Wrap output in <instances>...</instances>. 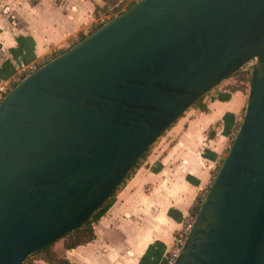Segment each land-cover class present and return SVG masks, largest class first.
Returning a JSON list of instances; mask_svg holds the SVG:
<instances>
[{
	"label": "water",
	"instance_id": "obj_1",
	"mask_svg": "<svg viewBox=\"0 0 264 264\" xmlns=\"http://www.w3.org/2000/svg\"><path fill=\"white\" fill-rule=\"evenodd\" d=\"M250 64L242 118L173 264H264V0H138L0 103V264L76 230Z\"/></svg>",
	"mask_w": 264,
	"mask_h": 264
},
{
	"label": "crops",
	"instance_id": "obj_2",
	"mask_svg": "<svg viewBox=\"0 0 264 264\" xmlns=\"http://www.w3.org/2000/svg\"><path fill=\"white\" fill-rule=\"evenodd\" d=\"M86 2L58 9L38 1L17 11L19 25L0 15V79L74 37L91 13ZM245 97L241 91H222L206 103V112H184L118 186L112 205L92 225L94 239L69 250L61 247V257L52 250L54 255L67 264H163L174 232L210 185V168L236 126Z\"/></svg>",
	"mask_w": 264,
	"mask_h": 264
},
{
	"label": "rangeland",
	"instance_id": "obj_3",
	"mask_svg": "<svg viewBox=\"0 0 264 264\" xmlns=\"http://www.w3.org/2000/svg\"><path fill=\"white\" fill-rule=\"evenodd\" d=\"M38 1H42L43 3H45L46 8L50 7V8L59 9L62 6L65 7L66 5H76V0H70V2L69 0H0V15L3 16L5 19H6V16H8L7 19L9 20V22L14 21L18 23L19 25L20 22H22V18L19 15V13H17V11L23 10V8L27 10L29 5L35 4ZM86 1H87L86 6L89 8L88 13L89 12L91 13L89 14L87 22L83 24L80 31L74 37L70 38L67 42H65L64 44L60 46H56V47H50L45 55L39 57L36 60H39L44 56L54 57L55 55H58V53H62L68 50L69 48L77 44L82 36H87V34L92 33L97 27H99L103 23L104 24L107 23L110 19L116 17L118 13L122 12L131 3H135L138 0H86ZM7 9L11 11H7ZM68 10L69 8L63 9V11L65 12H68ZM235 78L236 76L228 78L227 80L220 83L216 88L208 92L205 96L202 97V101H201L202 104L206 105V103L209 100L215 99L218 96V94H220L222 91L230 92L227 88H230L231 86L235 85L234 84ZM247 88H248V85L246 86V89L244 91L245 96L247 93ZM188 110H195V108H191ZM242 114H243V108L237 116L236 126L234 130H232L231 134L228 136L227 142L224 146L222 153L220 154L219 158L216 159V162L213 165V167L210 168V175H209L210 180H211V177L214 174H216L220 164L222 163L230 147L229 144L230 142H232L233 134H235L236 132V129L239 124L238 122L241 120ZM209 135H210V131L208 130L206 131V136L208 137ZM156 141L157 139L151 144V146L149 147V151L146 153L145 156L149 154L150 150L152 149ZM144 157L141 158V160L138 162V166H141L143 164ZM61 247H62L61 240H58L51 245V249L54 251V253L58 257H61L60 254L61 252H63ZM36 258L37 257L31 256V258L29 257L28 259H25L26 261H24L23 264H31L33 261H36Z\"/></svg>",
	"mask_w": 264,
	"mask_h": 264
},
{
	"label": "trees",
	"instance_id": "obj_4",
	"mask_svg": "<svg viewBox=\"0 0 264 264\" xmlns=\"http://www.w3.org/2000/svg\"><path fill=\"white\" fill-rule=\"evenodd\" d=\"M133 4L134 3H131L122 12L127 10ZM122 12L118 13L117 16L119 14H121ZM112 19H110V20H112ZM101 26L102 25H100L99 27H101ZM99 27H97L95 30H97ZM90 34L91 33L87 34V36L90 35ZM85 37L86 36H82L79 41L83 40ZM233 76H236V78L234 80L235 81L234 82L235 85L231 86L230 88H227V89L230 92L241 91V92L244 93V91L246 89V86L248 85V74L247 73L237 72ZM213 100L214 99H211L209 101H213ZM201 101H202V98L199 99L198 101H196L195 104L193 106H191L189 109L195 108V109H197L200 112H206V105L202 104ZM217 124L218 123H215L212 126V128H215L217 126ZM209 131H210V135L208 137L211 138L212 135H213V132L211 131V129H209ZM230 144H231V142H230ZM230 144H229V146H230ZM148 151H149V148L140 156L139 159L143 158ZM138 161L134 164V166L130 170L129 174H127L125 176V178L120 182L119 186L122 183H124L129 178V176L133 173V171L137 168ZM115 191L96 209V211L93 213V215L90 216L89 219L84 221L83 224H81L73 232L67 233V234H65L64 236H62L60 238V240L62 241V248L63 249L69 250V249H73V248L78 247V246H83V245L89 243L90 241H92L94 239L92 225L95 224L106 213V211L110 208V206L112 205V203L114 201V193H115ZM198 207H199L198 203L194 204L191 207V209H190V214H196ZM51 245L52 244L44 247L43 249L39 250L37 253L32 254L31 256L32 257H37L36 260L42 261V262H44L46 264H67L66 261H64L62 259H59V258H57L54 255V253H53V251L51 249ZM31 256H29V257L31 258ZM29 257H27L26 259H28ZM33 262L31 264H33Z\"/></svg>",
	"mask_w": 264,
	"mask_h": 264
},
{
	"label": "built area",
	"instance_id": "obj_5",
	"mask_svg": "<svg viewBox=\"0 0 264 264\" xmlns=\"http://www.w3.org/2000/svg\"><path fill=\"white\" fill-rule=\"evenodd\" d=\"M102 25H104V23ZM59 54H61V53H58V55ZM58 55H55L54 57H56ZM54 57L44 56L39 60H34V61L27 63V64L19 63L13 74H11L10 76H8L4 79H0V103L5 98V96H7V94L9 92H11L12 89L21 80H23L26 76L33 73L37 69H39L41 66H43L44 64L49 62ZM239 72L247 73L249 75L250 64H247L246 66L241 68ZM233 137H234V134H233ZM140 160L141 159H139V161ZM214 176H215V174L211 177L210 184H211L212 180L214 179ZM205 194H206V190H204L203 192H200V194L198 196V206L202 202ZM194 218H195V214H187L184 217L183 221L181 222L180 227L173 234L172 245L166 254V257H165L163 264H173L174 263L175 259L177 258L178 254L180 253L181 247L183 246L184 241H185L189 231L192 228Z\"/></svg>",
	"mask_w": 264,
	"mask_h": 264
}]
</instances>
